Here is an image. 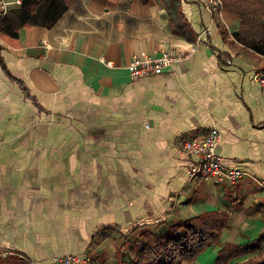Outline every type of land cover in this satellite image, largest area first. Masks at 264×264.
<instances>
[{
	"label": "crops",
	"instance_id": "crops-1",
	"mask_svg": "<svg viewBox=\"0 0 264 264\" xmlns=\"http://www.w3.org/2000/svg\"><path fill=\"white\" fill-rule=\"evenodd\" d=\"M15 1L0 0V16ZM214 7L79 0L52 27L0 33V259L86 251L90 264H118L125 238L213 210L229 215L221 243L260 235L264 56L235 39L237 16ZM192 47L168 71L130 76L135 55ZM213 126L225 163L246 171L235 185L190 176L196 156L181 140ZM221 247L192 264H218Z\"/></svg>",
	"mask_w": 264,
	"mask_h": 264
},
{
	"label": "trees",
	"instance_id": "trees-1",
	"mask_svg": "<svg viewBox=\"0 0 264 264\" xmlns=\"http://www.w3.org/2000/svg\"><path fill=\"white\" fill-rule=\"evenodd\" d=\"M79 0H22L0 19V33L18 37L22 27H52ZM145 3L149 0H140ZM222 10L239 19L235 39L264 56V0H221ZM2 62V59L0 58ZM264 70V68H263ZM226 212L204 211L188 218L163 221L147 228L141 236L125 238L117 253L118 264H192L213 245H221L218 264H264V230L244 243H221L228 226ZM15 258L0 259L14 264Z\"/></svg>",
	"mask_w": 264,
	"mask_h": 264
},
{
	"label": "built area",
	"instance_id": "built-area-1",
	"mask_svg": "<svg viewBox=\"0 0 264 264\" xmlns=\"http://www.w3.org/2000/svg\"><path fill=\"white\" fill-rule=\"evenodd\" d=\"M22 0H16L20 5ZM220 11L221 0H216ZM3 12L0 19L9 11V3L3 2ZM214 7L212 10H216ZM195 47L190 49H167L161 54H148L144 57L133 56L128 67L133 80L143 77L158 75L172 69L176 63L185 59ZM259 84L264 88V73L255 76ZM222 131L213 126L203 137L183 138L181 151L188 155H195L196 160L190 168V176L212 179L216 183L235 185L245 176L246 171L239 167H230L225 163L223 154L219 151L222 141ZM92 257L89 252L56 255L47 264H90Z\"/></svg>",
	"mask_w": 264,
	"mask_h": 264
},
{
	"label": "rangeland",
	"instance_id": "rangeland-1",
	"mask_svg": "<svg viewBox=\"0 0 264 264\" xmlns=\"http://www.w3.org/2000/svg\"><path fill=\"white\" fill-rule=\"evenodd\" d=\"M16 5H18V4H16Z\"/></svg>",
	"mask_w": 264,
	"mask_h": 264
}]
</instances>
